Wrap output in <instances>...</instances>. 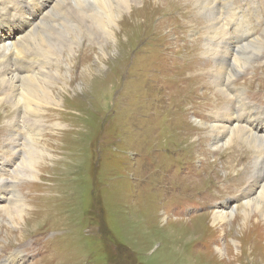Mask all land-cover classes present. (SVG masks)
I'll list each match as a JSON object with an SVG mask.
<instances>
[{
    "label": "rangeland",
    "instance_id": "374dc122",
    "mask_svg": "<svg viewBox=\"0 0 264 264\" xmlns=\"http://www.w3.org/2000/svg\"><path fill=\"white\" fill-rule=\"evenodd\" d=\"M232 1L239 11H250L251 17L249 30L240 26L243 36L237 50L253 47L240 68L233 63L230 69L239 72L237 87L264 107V40L253 43L248 36V31L256 29L264 39V0L260 5L258 0ZM174 2L168 11L170 21L165 23V15L159 17L162 11L156 13L154 8L167 5L166 0H137L126 7L124 0L115 2L113 6L119 4L123 12L112 23L119 35L114 42L100 38L105 28L90 18L98 9L93 0H84L82 7L81 0H64L69 11L66 19L87 30L75 31L78 39L74 41L42 39L59 46L62 66L55 72L54 83L39 78L36 87L77 84L78 92L66 96L64 110L53 104L42 111L48 124L46 143L51 142L54 155L37 163V174L27 173L26 162L21 164L19 180L12 182L16 190L11 189L10 204L14 214L24 208L19 219L12 220L2 208L8 203L0 204V264H264V208L261 213L250 206L243 227L244 216L238 215L242 208L235 217L231 211L233 220L224 225L215 226L209 214L235 198L263 167L256 168L260 151L247 141L236 140L232 149L217 148L212 145L210 127L197 124L201 118L210 125V110L216 105H210L208 98L219 106L231 101L211 80L217 60L204 51L209 13L195 2ZM25 8L20 0H0V28L13 25ZM220 10L225 18L233 15L223 4ZM42 19L26 41L20 45L15 41L25 61L38 56L29 44L41 39ZM102 43L108 55L100 66ZM7 51L16 55L12 47ZM87 64L99 73L93 83L83 85L79 71ZM173 75L178 90L183 83L186 90L171 93L165 77L171 80ZM65 76L70 85L61 83ZM8 102L0 103V154L11 130L6 112L12 104ZM255 117L264 122L263 112ZM58 121L64 126H53ZM183 129L193 133L184 137ZM261 146L264 149V142ZM8 153V158L14 154ZM240 204L230 205L237 209ZM194 221L198 226L194 227ZM217 248L225 253L224 259ZM199 253L217 257L207 259ZM21 255V260L13 262V256Z\"/></svg>",
    "mask_w": 264,
    "mask_h": 264
},
{
    "label": "bare ground",
    "instance_id": "6f19581e",
    "mask_svg": "<svg viewBox=\"0 0 264 264\" xmlns=\"http://www.w3.org/2000/svg\"><path fill=\"white\" fill-rule=\"evenodd\" d=\"M20 1L26 4V8L20 13V17L14 22L13 25L6 24V26L0 28V85L4 87L3 89L0 88V92L3 94V96H0V103L6 99L12 104V106L9 104L7 105L8 112H6V117L8 118L7 126L11 130L9 136L6 137L7 143L0 154V204L2 202L8 203L6 205H2V208L7 211L12 220L15 218V216L19 219V217H21V213L24 212L23 207H19V213L15 214L13 212L11 213L10 210V204L12 203L11 201L14 197V193L11 189L14 188V190H16L12 182L19 180L18 175L19 172H21V164L26 162L25 167L27 173L32 171L37 174V163L40 162L42 164V162H45L44 160L49 159L54 155L53 147H50L51 142L49 141V144L46 143L47 137L45 135V127L48 124L47 122H44L42 111L51 107L53 104H58L60 108L64 110L63 106L65 105H63V102L65 104L66 96L72 94L73 92H78L77 84L73 88L62 86L58 89V85L56 84L50 89L44 87L43 83H41L43 86L39 85L36 87V85H38L37 79L39 78L43 82H48L47 79L49 78V81L54 83L56 80L55 72L60 71L62 66V53L61 50H58L59 46H53L52 43L50 44V42L47 45L42 39H44L46 36L51 40V42L60 40L74 41L75 39H78L75 31H80V29L83 31L86 29L83 25H81L80 28L79 22H71L66 19L69 17V11L66 7L67 4L65 5L64 3V0ZM117 1L120 0H93L94 8H96V5L98 6V9L95 11L94 16L90 17L94 19L95 22H98L99 25H103V29L105 28V32L100 38L104 39L105 37H110L114 42L119 39V35L116 33L115 29L113 31L112 23L115 22L116 19H119L123 12L119 4L113 6V4H115ZM136 1L137 0H124V6H130L132 3H136ZM166 1H168L167 5L161 4L154 8L156 13H160L162 11V13L159 14V17L165 15V18L163 19L164 23L170 21L168 18V16H170L168 11L172 9L175 3L174 0ZM184 2L186 4L195 2L198 4L200 9L208 12L210 15V33L207 34L208 40L205 44L204 51L208 56H213L217 60L212 68L211 80L214 86L224 95V98L227 101H231L230 104L225 103L226 105L224 104L225 106H223L221 103L222 106H219L212 99L208 98V100L211 101L209 102L210 105H216L210 110L211 113L208 117L210 118V120H208L210 125L206 122L200 121L202 120L201 118H198L199 121L197 124L205 128L210 127V137H213L214 139L212 141V145L217 148L226 147L232 149L233 146H235L236 140H240L243 142L247 141L251 148L255 147L254 149H256V151H260V155L257 154L260 160L257 162L256 168L259 169L260 165L263 168L261 171H257V173L254 175V180L251 178L252 181L247 187L244 188V190H240L241 192H238L235 198L229 199L227 202L217 206L215 210L210 211L209 213L215 226L219 225L221 222L224 225L225 223L233 220V217H235L233 215L236 214L239 208H242V212L238 213V215L242 214V216H244V219L240 224L241 227H243V225L247 223L245 222L246 218L250 215V206H254L253 208L258 209L261 211V213L263 211L262 208H264V149L262 146L260 147L261 143L264 142V122H259V120L255 117V114L257 113H264V107H260V105L257 103L252 102L249 97H247L248 94H244L242 88L237 87L235 84L237 79H235V77L239 74V72L230 69V65L233 63V67L238 66V68H240L243 64V59L248 57L245 53L250 51L253 47V45H245L237 50L239 38L243 36L240 31V26L243 25L247 30L251 28L250 11H239L240 6L236 5L232 0H184ZM258 3L259 5L261 4L260 0H258ZM83 4L84 0H81V7ZM222 4L227 6L228 12H232L233 15H227L225 18L220 10ZM112 6L115 8L112 9ZM141 7L143 9L146 8L145 1H143ZM82 9H84V7ZM80 13H82V11ZM153 16H155V14ZM41 17H43L42 23L38 27V32L41 39H35L29 44L30 48H34L32 49V52L38 56L34 58H28V60L25 61L26 58L22 56L23 52H21L20 49L16 47L15 41L18 40L19 45L26 41L27 35L32 32L37 20ZM236 20L240 21L238 22ZM89 22L91 23V21ZM230 23L233 24V28L229 27ZM261 35L257 34L256 29L248 31V36L251 38V40H254L253 43L264 40ZM101 45L102 46L99 48L101 53L97 58L100 66L105 64L108 55L106 52L107 50H104V43ZM9 47L14 48L16 55H13L7 51ZM72 67L75 68V65ZM43 68H46V72L44 71L45 73L40 72V70H43ZM30 71L33 73V75L30 74ZM50 72L52 75L49 74ZM79 72L80 78L81 75L84 76L83 85H88L90 82L93 83V81H95V76L99 73V71L93 67V64L85 65ZM177 76L179 79H184V81H186V78L182 75L177 74ZM177 80L178 79L175 77V75L171 76V80L165 77V84L169 82L170 86L168 89L171 90V93L186 90L184 83L181 85V89L178 90V87L173 84L174 82H177ZM69 81L70 80H68V78L65 76L61 83L70 85ZM170 102L175 103L174 101ZM57 109L59 108L57 107ZM172 110L177 116L178 111H176V109ZM62 124V122L58 121L55 122L53 126L62 127L64 126ZM183 130L187 132L186 134L182 133L184 137L189 133H193V130ZM23 135H26V138ZM207 137L204 138L207 139ZM9 151L14 152L16 156L13 154L12 157L10 156L8 158L6 155ZM33 153H35L36 156H34ZM9 172L13 174L8 176ZM261 199L263 207L260 204ZM241 202L242 204H240ZM232 203L235 205L240 204L242 206L237 207V209H233L234 207L230 205ZM231 211L233 212L232 219L229 218ZM198 223H193L194 227L198 226ZM175 224H180V222ZM237 244L238 241H235L234 246L238 248ZM230 246L231 245L227 247L228 254L230 253ZM217 251L218 253H222L221 258L224 259L225 253L219 248H217ZM199 254L204 258L206 257L207 259L217 257L215 256L216 254L213 256L207 255L206 253ZM237 254L240 253L238 252ZM13 257V262L17 259H22V255L19 257ZM229 257L230 260L231 256L229 255ZM196 262H198V259Z\"/></svg>",
    "mask_w": 264,
    "mask_h": 264
}]
</instances>
